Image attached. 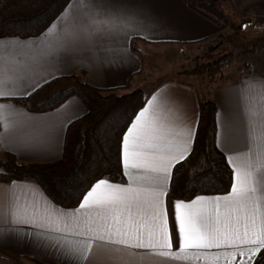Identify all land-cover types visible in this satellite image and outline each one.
<instances>
[{
  "label": "crops",
  "instance_id": "obj_1",
  "mask_svg": "<svg viewBox=\"0 0 264 264\" xmlns=\"http://www.w3.org/2000/svg\"><path fill=\"white\" fill-rule=\"evenodd\" d=\"M80 2L71 0L38 36L0 38V80L5 81L0 87L28 94L37 88V84L40 86L54 77L71 74H77L101 88L124 86L130 79L131 84L140 86L144 82L139 73L144 68L143 51L199 42L213 38L218 30L214 22L192 8L190 0H83L90 5L89 11L93 17L100 19L115 16L120 21L108 31L92 33L88 27V18L79 7ZM222 4L225 13L232 16L242 13L254 20L264 17V0H222ZM66 9L78 18L76 31L87 28L88 34L81 32L74 43L70 41L69 51L49 54L46 45L49 41L55 43V38L48 35V29L54 23L60 28L64 27L58 18ZM249 77L264 78V68L250 64L242 69L236 66L234 71L227 74L221 71L207 88L206 98L212 99L216 105V144L225 153L227 161L229 156L244 153L249 147V108L245 101ZM153 87L142 108L150 100L153 101L149 116L158 117L166 131V142L170 144L183 143L189 139L183 133L191 130L188 155L192 150L199 120L200 91L192 81L180 78L160 81L148 91ZM19 96L24 95L0 96V105L8 106L0 109V161L6 153L27 163L48 164L59 160L63 154L67 126L86 113V106L78 97L71 96L53 110L37 112L12 100ZM260 114L258 124L264 127V109L260 110ZM122 151L121 143V159ZM179 161L172 163L165 195L161 197L174 249L178 247L179 238L175 201L180 199L169 198L168 188L172 170ZM122 170L124 174V167ZM108 181L124 186L130 183L125 174L123 182ZM227 193L197 196L215 197ZM80 203L74 208L62 207L33 180L0 181V264H213L208 258L212 254L231 251L228 248L205 249L202 250L207 254L204 258L185 262L161 258L140 249L129 250L95 241L87 258L76 260L66 256L59 245L53 247L54 241L47 237L81 240L85 237L79 233L84 230V224L89 219L92 227L101 222L96 209H80ZM13 206L38 210L37 224L43 223L39 219L40 215L50 213L53 218L59 219L58 226L62 231H49L32 224H11L10 212ZM126 218L125 212L121 219ZM27 232L32 235H25ZM38 232H47V236H38ZM261 256H264V249L251 264L260 262ZM229 260L221 255L215 264H229ZM230 264H240V257L231 260Z\"/></svg>",
  "mask_w": 264,
  "mask_h": 264
},
{
  "label": "snow or ice",
  "instance_id": "obj_2",
  "mask_svg": "<svg viewBox=\"0 0 264 264\" xmlns=\"http://www.w3.org/2000/svg\"><path fill=\"white\" fill-rule=\"evenodd\" d=\"M79 7L84 10L83 15L88 18L92 33L108 31L120 23L115 16L93 17L89 11L90 5L83 0ZM77 19L66 9L58 18L64 27L60 28L54 23L48 29V35L55 38V43L49 41L46 45L49 54L69 51L70 41L74 43L81 32L88 34L87 28L76 31ZM4 82L0 80V85ZM18 94L27 93L0 87V96ZM245 101L249 108V147L244 153L228 157L233 169L231 190L223 196H197L190 202L175 201V221L179 226L176 249L173 248L161 197L165 195L172 163L183 160L188 153L192 132L189 129L183 133L189 138L183 143L166 142L163 124L158 117L149 116L152 100L140 109L123 136L122 163L130 183L124 186L112 184L106 179L97 180L83 196L79 207L96 209L101 222L92 227L89 219L79 233L85 237L81 240L48 236L54 241L53 247L59 245L66 256L82 261L87 258L93 243L100 241L185 262L204 258L207 254L202 250L205 249L228 248L231 251L212 254L208 258L215 264L223 255L226 260L230 258V264L239 256L240 264H251L264 249V127L258 124L260 110L264 109V78L247 79ZM6 107L0 105V109ZM0 175L6 173L0 171ZM37 212L30 211L27 206H13L10 223L62 231L58 226L59 219L53 218L50 213L40 215L43 223L37 224ZM125 212L127 218L122 220ZM36 234L47 236V232ZM25 235L31 236L32 233ZM259 260L260 264H264V256Z\"/></svg>",
  "mask_w": 264,
  "mask_h": 264
},
{
  "label": "trees",
  "instance_id": "obj_3",
  "mask_svg": "<svg viewBox=\"0 0 264 264\" xmlns=\"http://www.w3.org/2000/svg\"><path fill=\"white\" fill-rule=\"evenodd\" d=\"M70 1L0 0V38L40 35ZM196 3L190 0L194 10L218 26L214 37L219 35L220 40L212 50L219 51L221 46L232 43V37L222 33V23L228 18L219 7V0H203L199 6ZM256 21L264 23V17ZM221 69V58H217L185 73H204L213 82ZM154 88L146 93L140 87L131 89V79L124 86L101 88L71 74L54 77L30 93L12 98L31 111L43 112L76 96L87 111L67 126L59 160L48 164L27 163L6 153L0 161V171L6 175H0V181L33 180L56 204L65 208L76 207L97 180L123 182L122 138ZM198 100L199 120L192 150L172 170L169 198L188 201L200 194H225L231 189L232 169L216 144L215 102L199 93Z\"/></svg>",
  "mask_w": 264,
  "mask_h": 264
},
{
  "label": "rangeland",
  "instance_id": "obj_4",
  "mask_svg": "<svg viewBox=\"0 0 264 264\" xmlns=\"http://www.w3.org/2000/svg\"><path fill=\"white\" fill-rule=\"evenodd\" d=\"M202 1L196 0V5L199 6ZM219 7L225 12L222 0H219ZM237 14L232 16L226 13L228 19L227 22L222 23V33L230 35L233 42L221 46L219 51L212 50L220 40L219 35L182 46H167L159 50L151 48L149 51H143L144 68L140 74L144 82L140 86L131 84V89L140 87L146 93L151 86L160 81L180 78L192 81L201 96L207 97V88L211 83L206 75L204 73L192 75L185 71L217 58H221V71L226 74L234 71L236 66L242 69L252 64L264 68V23L245 17L246 14Z\"/></svg>",
  "mask_w": 264,
  "mask_h": 264
}]
</instances>
